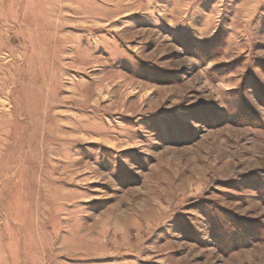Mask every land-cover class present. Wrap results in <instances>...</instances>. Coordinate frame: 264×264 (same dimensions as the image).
Returning <instances> with one entry per match:
<instances>
[{
    "label": "rangeland",
    "instance_id": "rangeland-1",
    "mask_svg": "<svg viewBox=\"0 0 264 264\" xmlns=\"http://www.w3.org/2000/svg\"><path fill=\"white\" fill-rule=\"evenodd\" d=\"M0 264H264V0H0Z\"/></svg>",
    "mask_w": 264,
    "mask_h": 264
}]
</instances>
